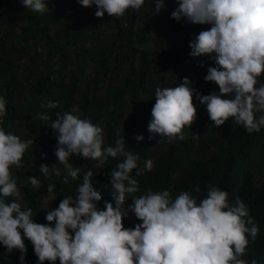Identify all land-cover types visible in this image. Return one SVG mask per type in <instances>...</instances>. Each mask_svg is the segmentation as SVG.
<instances>
[{
  "label": "clouds",
  "instance_id": "clouds-1",
  "mask_svg": "<svg viewBox=\"0 0 264 264\" xmlns=\"http://www.w3.org/2000/svg\"><path fill=\"white\" fill-rule=\"evenodd\" d=\"M33 12L48 9L47 0H19ZM83 6H96L95 15L105 13L122 16L126 10H139L145 0H78ZM153 14L166 7L165 0H151ZM194 23H208L189 42L191 57L208 54L215 66L207 68L204 79L214 81L218 91L200 94L189 77L172 87H157L155 103L147 128L148 139L157 134L170 139H185L182 129L190 126L197 108L193 94L206 106L209 119L220 126L232 117L249 133L264 126V0H178L170 13ZM166 43V42H165ZM167 47L172 45H168ZM258 85V86H257ZM6 99L0 95V125L6 115ZM58 101L49 100L41 107L55 108ZM74 105L71 111L57 113L51 119L47 113L40 118L49 121L55 130V156L64 165L67 175L77 179L81 172L73 167L70 156L78 154L90 158L94 167H102L109 157H123L110 172L113 189L111 201L104 199L93 187L89 168L76 188V195H67L55 208L45 214L41 223L33 219L31 207L22 208L13 199L17 181L10 166H19L21 158L34 139H22L0 126V244L6 252L18 249L19 260L26 264L25 238L33 245L37 264L59 259L60 264H258L242 258L249 238L255 239L259 226L249 215V208L240 197L230 200L225 189H207V195L197 198L190 191H180L175 198L169 190H149L132 196L125 206L126 194L139 191L137 176L154 166L151 158L143 160L139 152L126 148L125 138L117 134L114 144H106L103 129L87 117H81ZM256 113H261L258 116ZM145 137L136 134L135 140ZM159 142V141H157ZM40 173L48 177L59 171L47 163L40 164ZM136 174L133 175V170ZM32 186L39 187L37 176L28 177ZM54 185L48 184L52 192ZM129 212L139 219L134 227H125L123 218ZM247 234V235H246Z\"/></svg>",
  "mask_w": 264,
  "mask_h": 264
},
{
  "label": "trees",
  "instance_id": "trees-1",
  "mask_svg": "<svg viewBox=\"0 0 264 264\" xmlns=\"http://www.w3.org/2000/svg\"><path fill=\"white\" fill-rule=\"evenodd\" d=\"M6 2L0 0V95L7 101L6 115L0 126L15 133L18 118H30L26 126L35 136L34 141L37 143V140L45 139L44 133L52 129L39 114L47 113L51 119L60 110L62 114L71 111L75 99H78L80 77L87 75L91 63L92 74L82 91L85 115L95 111L103 116L107 124L106 144H114L117 134L123 135L126 148L140 153L141 167L145 159L151 158L154 163L151 170H145L136 177L139 191L126 194L125 206L131 203L132 196L146 194L149 190L167 189L173 198L180 191H190L199 199L207 195L209 187L225 189L230 200L238 196L245 202L249 215L259 226L256 238H249L242 258L248 262L256 259L258 264H264V126L259 131L249 133L243 125L236 124L232 117L216 126L209 119L206 106L200 103L195 93L193 103L197 112L191 125L182 129L185 139L165 137L167 146L156 157H152L150 152L156 142L163 139L159 134L154 139H148V129L143 126V114L155 103V49H152L155 38L150 33L157 29L166 36L168 45L178 46L186 30L192 28L191 41L199 31L211 25L199 23L193 29L194 22L184 18L178 21L171 17L170 13L177 7L178 0L170 1L158 14H153L154 5L151 0H145L138 11L127 10L126 17L124 14L120 17L110 15L115 32H111L109 40H105L102 31L96 28L99 26L93 27L92 31L91 26L85 24V6L78 0H47L48 9L43 13L26 9L19 2H13L17 7L10 12L5 9ZM102 17L104 19V15ZM122 19H125V24ZM17 25L21 32H18ZM58 25L61 28H55ZM96 37L100 38L99 42L94 46L88 45ZM41 42L50 47L51 52L58 54V61H54L51 55L52 61L49 58L34 60L33 55L38 48L36 44ZM188 45L183 43L182 52H186L185 46ZM167 49H171V46ZM182 52L170 58V64L173 65V69L168 66L172 70V78H168L170 85L181 83L182 78L187 76L200 94L218 91L219 86L214 81L204 79L207 68L215 66L210 56L201 54L192 65L185 67ZM26 56L29 62L22 61ZM120 62L126 64L127 73L121 84L109 89L114 99L106 101L107 108L104 110L96 94L92 96V91L96 92L102 86L98 74L110 77L119 70ZM184 68L188 70L184 71ZM259 79L264 81V72ZM20 94L24 97L23 101L19 99ZM49 100L58 101L55 108L41 107L42 103L46 104ZM127 107L131 114L125 119L124 111ZM259 114L256 113L257 116ZM97 118L100 119V116ZM136 134H143L145 138L137 141ZM29 156L26 150L20 165H11L10 172L24 195V201L18 202L22 208H32L33 219L37 222L50 223L45 220L46 212L57 207L64 196L76 195V188L83 181V173L89 168L93 173L90 177L93 187L102 196L97 206L102 208L104 199H113L110 172L123 157H109L102 167H94V164H88L90 158L81 159L73 154L69 162L73 167H79L81 172L77 179L69 177L65 183L63 177L67 175V170L63 164L59 162L57 165L59 175L52 173L45 177L40 173V167L29 165ZM132 174H136L135 169ZM29 176H37L41 180L40 186H32ZM49 183L54 185L52 192L56 197L52 205L45 209L44 199L51 193L47 191ZM5 199L9 202L13 200L10 196ZM138 222L139 219L132 212L123 218L125 227H134ZM25 244L26 264H37L32 243L25 238ZM20 255L18 249L6 252L5 246L0 244V264H21ZM42 264L53 262L45 260ZM54 264H60L59 259Z\"/></svg>",
  "mask_w": 264,
  "mask_h": 264
},
{
  "label": "rangeland",
  "instance_id": "rangeland-1",
  "mask_svg": "<svg viewBox=\"0 0 264 264\" xmlns=\"http://www.w3.org/2000/svg\"><path fill=\"white\" fill-rule=\"evenodd\" d=\"M174 0H165L166 6L169 5V3H171ZM19 2V0H7L6 4H5V9L8 11H12V9H15L17 6H15L14 3ZM20 3V2H19ZM14 6V7H11ZM96 11V6L92 5V6H85V12L87 13V16L85 17V24L86 25H90L91 26V30L93 31V29L96 26L98 28L99 31H102L103 33V37L105 40H109V36L111 34V32H115V27L111 21L110 15H108V13L104 14V19L103 17H99L95 18L94 17V13ZM128 15L127 10L124 13V16L126 17ZM124 18V17H123ZM123 24L126 23L125 19H122ZM199 23H195L193 25V29L196 28V26ZM60 26V27H59ZM61 28V25L56 26L55 28ZM94 27V28H93ZM17 29L18 32L20 31L19 26L17 25ZM101 33V34H102ZM152 35V37L155 38V42L154 43V47L152 49H155V53H154V66H153V75H154V81L153 83L155 84V89L157 87H172L170 84L171 82H169L168 78L171 77L172 78V74H171V69L168 68V66H170L173 69V65L170 64V58L175 57L179 52H182L184 46L183 43H189L190 42V38L192 35V28L186 30L180 40L179 45H174L171 46V49H167L166 46V36L164 34H161L157 29L152 31L150 33V36ZM100 38H94L93 41L89 42L88 45H95L96 42H99ZM44 42H41L39 44H36L37 48V52H34L33 58L34 60L38 61V60H42V59H47L49 58L51 61L52 59L54 61H58V54L55 53L54 51L51 52L50 51V47L46 46L45 44H43ZM187 47L186 52H182L183 54V60L185 62V67L192 65V63L194 62L196 57H191L189 55L191 48L190 45L185 46ZM50 52V54H49ZM50 55L52 56V59L50 57ZM22 61L24 62H29V58L24 57L22 59ZM40 64V63H39ZM120 68L119 70H116L115 72L112 73V75L110 77L105 78L106 76L98 74L99 78L101 79V85L95 92L92 91V96L94 94H96V96L98 97V102L101 105V108H103L104 110H106L107 105H106V101L108 100H112L114 99V94L109 92V89L111 87L116 88L119 84H121V82L123 81L127 70L125 69L126 64L124 62H120L119 63ZM112 67H114V64H112ZM165 67L167 70L165 71L164 68ZM184 71H187L188 68H184ZM197 72V71H196ZM194 72V73H196ZM87 75L85 77H80V81L78 83V89H79V94H78V99H75V102L73 103V106L75 105L78 108V113L82 118L88 116L89 119H91V121L93 123H98L102 129H103V134H104V139L106 138V131H107V127L103 120V116L102 115H98V113H95V111H92L89 113V115H85L84 109H83V102H82V91L83 89L86 87V83L87 80L89 79L90 75L92 74V64H89V69L87 70ZM84 76V75H81ZM161 77V78H160ZM92 87H94V83H92ZM23 95L20 94L19 95V99L21 101H23ZM23 104V102H22ZM63 108V106H62ZM61 111V110H60ZM60 111L58 113H60ZM63 111V110H62ZM64 113V112H63ZM123 113V112H122ZM125 115V119L128 118V116L131 114V110L129 109V107L126 108V110L124 111ZM62 114V113H60ZM95 114V115H94ZM97 116H100V119L97 118ZM144 119H143V126L145 129L147 128L148 122L151 119V109H147V112H145L143 114ZM56 115L54 117H52L51 119H55ZM50 119V120H51ZM31 119H27V120H23L22 116L18 118L17 120V125H16V129H15V134L19 135L22 139H26L28 137H31L35 140V136H33L32 133L29 132L26 123L27 121H30ZM50 120L47 121V126H49L48 123H50ZM100 120V121H99ZM126 121V120H125ZM50 127V126H49ZM51 128V127H50ZM52 129V128H51ZM45 139H39L37 140L38 142L36 143V141H34L33 145H30L28 147V151L30 153V156L27 158V162L29 163V165L31 167H39L41 163H47L50 165V167H54L55 169L57 168V165L59 164L58 158L55 156V149L58 146L57 145V140H56V133L55 130L52 129V131L50 132H46L44 133ZM163 140L161 142H156V144L154 145V147L152 148V151L150 152V155L152 157H156L158 156L163 150H165L166 146H167V139L165 137H161ZM160 143V144H159ZM80 155L76 154V157H79ZM81 159L82 158H86L83 156H80ZM92 163L94 164V162L89 159L88 164ZM17 192L18 195L16 196H10L11 198L17 200V201H24V195L22 193V191L20 190L19 186H17ZM56 197V194L54 192L49 193L46 198L44 199V205L43 208L48 209L49 206L52 205L54 199Z\"/></svg>",
  "mask_w": 264,
  "mask_h": 264
}]
</instances>
